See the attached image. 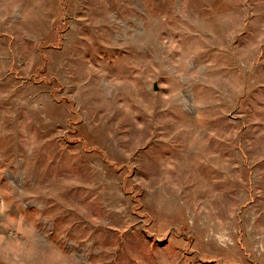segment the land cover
<instances>
[{"label":"rangeland","instance_id":"1","mask_svg":"<svg viewBox=\"0 0 264 264\" xmlns=\"http://www.w3.org/2000/svg\"><path fill=\"white\" fill-rule=\"evenodd\" d=\"M0 264H264V0H0Z\"/></svg>","mask_w":264,"mask_h":264}]
</instances>
